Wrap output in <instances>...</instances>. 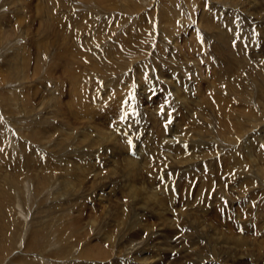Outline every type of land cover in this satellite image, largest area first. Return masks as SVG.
<instances>
[{"label": "rangeland", "instance_id": "374dc122", "mask_svg": "<svg viewBox=\"0 0 264 264\" xmlns=\"http://www.w3.org/2000/svg\"><path fill=\"white\" fill-rule=\"evenodd\" d=\"M0 30V264H264V0H0Z\"/></svg>", "mask_w": 264, "mask_h": 264}, {"label": "bare ground", "instance_id": "6f19581e", "mask_svg": "<svg viewBox=\"0 0 264 264\" xmlns=\"http://www.w3.org/2000/svg\"><path fill=\"white\" fill-rule=\"evenodd\" d=\"M254 1V0H253ZM250 3V2H249ZM213 11V10H212ZM212 22V21H211ZM210 22V23H211ZM212 25H213V23H211ZM210 24V25H211ZM216 24V23H215ZM212 25H211V27H212ZM208 26V25H207ZM206 26V27H207ZM0 32H1V30H0ZM14 59H16L15 57H14ZM17 60V59H16ZM216 72V71H215ZM185 77V76H184ZM147 87V86H146ZM149 88V87H148ZM205 96V95H204ZM209 96V95H208ZM210 97H212V101L214 102V100H213V95L211 94V96ZM162 100V99H161ZM204 102H206L207 104L208 103H210L209 101L207 102V100H205ZM215 103V102H214ZM221 103V102H220ZM198 108H200V107H198ZM196 110V109H195ZM92 119H93V117H92ZM208 121V120H207ZM195 123H197V122H195ZM65 130V129H64ZM63 131V130H62ZM62 131H60V132H62ZM126 132V131H125ZM117 133H119V132H117ZM60 134V133H59ZM100 134L102 135V138H105L106 140H105V143H108V141H111L112 142V139H113V135L112 136H108V134H106L105 132H103V130L100 132ZM124 134V133H123ZM120 135V134H119ZM82 138H83V141H88L89 140V138H90V134L88 133V134H84V135H82L81 136ZM117 137H118V134H117ZM117 137L115 138V139H117ZM71 139V137L70 138H66V133L63 131L62 132V140L64 141V143H66L67 141H69ZM61 141V140H60ZM62 142V141H61ZM103 142V141H102ZM120 142V141H119ZM83 143V142H82ZM97 144H99V142L97 143ZM131 157V156H130ZM129 156H128V159L127 160H129L130 161V163H129V165L131 164V167H136V166H133V164H135V162H134V160H132L131 158H130ZM126 159V158H125ZM137 161V160H136ZM138 162V161H137ZM96 167V165L94 166V168ZM97 168H95V169H93V170H96ZM83 172H87L88 171V168H87V165H84V166H82V169H81ZM135 170H136V168H135ZM134 170V171H135ZM134 173V172H133ZM132 173V174H133ZM260 174V173H259ZM156 195V194H155ZM154 197V196H153ZM145 199V198H144ZM143 199V200H144ZM148 199V198H147ZM154 199H157V198H154ZM254 224V223H253ZM252 226V225H251ZM256 226V225H255ZM254 226V227H255ZM254 227H251V232H253L254 234V236H255V232H256V235L258 236L259 235V232H257V230L254 228ZM257 228V227H256ZM175 230V229H174ZM258 233V234H257ZM242 235H240L239 237H234V239L235 240H238V242L236 243V244H239V247H241V248H245V249H249V247H250V243L249 242H247V240H248V235H246V236H243V237H241ZM257 236H255L256 237V239H257ZM241 237V238H240ZM164 238V237H163ZM169 239H171V243H177L176 245H180V243L182 242V240L184 239L183 238V236H181V234H179V233H176L175 235H172L171 237H169ZM220 239V238H219ZM233 239V238H232ZM164 241H166V239H163ZM228 240V239H227ZM262 240H264V239H262ZM163 241V242H164ZM229 241H232L231 239L229 240ZM246 241V242H245ZM254 241H255V239H254ZM259 241V240H258ZM218 242V241H217ZM233 242V241H232ZM236 242V241H235ZM220 243V242H219ZM234 243V242H233ZM224 244V243H223ZM260 244H261V242H260ZM233 245H235V244H233ZM168 246H171V245H168ZM223 246H226V245H223ZM238 247V246H237ZM238 247V248H239ZM224 248H226V247H224ZM253 248V247H252ZM234 249V248H233ZM244 249V250H245ZM251 250V249H250ZM260 251V250H259ZM235 252V251H234ZM239 252V251H238ZM228 253H231L232 254V252H228ZM227 254V253H226ZM240 254V253H239ZM226 257V256H225ZM228 257V256H227ZM226 257V258H227ZM231 259V258H230ZM228 260V259H227ZM210 262V261H209ZM230 261H227L226 263L228 264ZM251 262V261H250ZM211 263V262H210ZM236 263V262H235ZM237 263H238V261H237ZM239 264V263H238Z\"/></svg>", "mask_w": 264, "mask_h": 264}]
</instances>
